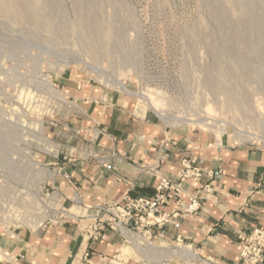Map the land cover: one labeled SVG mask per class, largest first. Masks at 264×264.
<instances>
[{
	"label": "rangeland",
	"instance_id": "374dc122",
	"mask_svg": "<svg viewBox=\"0 0 264 264\" xmlns=\"http://www.w3.org/2000/svg\"><path fill=\"white\" fill-rule=\"evenodd\" d=\"M77 81L125 82L180 126L264 148V0H0L6 229L26 228L54 186L51 156L78 143Z\"/></svg>",
	"mask_w": 264,
	"mask_h": 264
},
{
	"label": "crops",
	"instance_id": "0c3cea01",
	"mask_svg": "<svg viewBox=\"0 0 264 264\" xmlns=\"http://www.w3.org/2000/svg\"><path fill=\"white\" fill-rule=\"evenodd\" d=\"M69 92L78 143L48 162L66 214L36 228L0 222V264H191L186 248L240 264L239 236L264 225V148L168 126L138 113L135 97L102 84L77 81ZM185 163L200 168L201 178L181 180ZM163 178L180 185L185 202L199 194V212L173 217L177 199L169 193L161 206L169 222L147 228L150 244L126 243L111 228L96 236L84 229L110 217L102 208L157 197Z\"/></svg>",
	"mask_w": 264,
	"mask_h": 264
},
{
	"label": "built area",
	"instance_id": "2783aa9c",
	"mask_svg": "<svg viewBox=\"0 0 264 264\" xmlns=\"http://www.w3.org/2000/svg\"><path fill=\"white\" fill-rule=\"evenodd\" d=\"M118 83H120L118 81ZM113 84L112 87L104 85L107 88L123 92L129 96L137 99L138 113L143 112L139 107V102L143 93L134 91L129 88L125 83L124 86ZM116 88V89H115ZM148 102V101H147ZM149 103V102H148ZM151 112H153L156 119L165 123L168 126L188 125L189 122L183 118L170 117L160 110L156 109L152 104ZM147 110V112H149ZM202 125V124H198ZM56 158L58 154H55ZM53 156V155H52ZM87 157H94L88 154ZM31 161V160H29ZM49 165V164H46ZM202 176V171L197 166L185 163L179 173L181 180L195 179L198 180ZM52 182L55 180V175L52 171L50 175ZM45 187H41L36 191L35 198L37 199V211L30 213L24 219L23 224L28 228H36L42 226L46 222H53L58 219L57 214L63 217L66 214V209L60 205L58 199L57 188L52 186L51 191L45 194ZM159 194L155 198H137L130 199L124 207H117L116 209L102 208L104 213L110 215L108 219H100L97 225L92 227H85L88 232L93 231V236L99 232L111 228L117 231L126 243L132 245H140L141 243L150 244L148 227L153 225H162L169 222L167 215L161 216V206L167 203L168 194L172 193L174 198L177 199V209L173 212L172 216H182L189 214H196L201 208L202 197L199 194H193L188 197V202L182 199V188L178 184H172L168 179L163 178L158 187ZM11 221L12 219L9 218ZM13 221V220H12ZM240 240V264H263L264 263V225L262 227L254 228L251 232L239 236ZM183 258L191 264H223L220 260L213 256H202L193 252L190 248L184 249L182 252Z\"/></svg>",
	"mask_w": 264,
	"mask_h": 264
},
{
	"label": "bare ground",
	"instance_id": "6f19581e",
	"mask_svg": "<svg viewBox=\"0 0 264 264\" xmlns=\"http://www.w3.org/2000/svg\"><path fill=\"white\" fill-rule=\"evenodd\" d=\"M118 84H119L121 87L125 85L124 82H120V83H118ZM142 97H144V99H146V100L149 102V104H152V105L155 107V103H154V101H153V99H152L151 97L145 95V93H143ZM144 99H143V100H144ZM209 119H211V118H209ZM212 120H213V119H212ZM198 123L204 125V124H207V123H210V122H207V118H206V120H199ZM224 131H225V130H224ZM218 133H219V132H218ZM221 133H222V132H221ZM215 135H216V134H215ZM219 137H220V135H219Z\"/></svg>",
	"mask_w": 264,
	"mask_h": 264
}]
</instances>
